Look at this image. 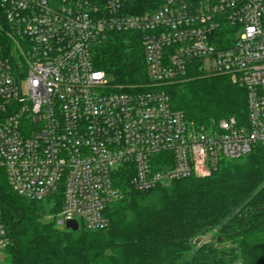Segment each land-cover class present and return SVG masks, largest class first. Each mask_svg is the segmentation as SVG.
Wrapping results in <instances>:
<instances>
[{"label": "built area", "instance_id": "obj_1", "mask_svg": "<svg viewBox=\"0 0 264 264\" xmlns=\"http://www.w3.org/2000/svg\"><path fill=\"white\" fill-rule=\"evenodd\" d=\"M109 31L141 35L144 83L122 88L95 68L92 46ZM193 70L243 87L245 119L196 127L174 109L163 88ZM257 145L264 0H0V170L27 200L59 197L46 217L57 227H108L121 173L149 191ZM9 242L0 216V253Z\"/></svg>", "mask_w": 264, "mask_h": 264}, {"label": "trees", "instance_id": "obj_2", "mask_svg": "<svg viewBox=\"0 0 264 264\" xmlns=\"http://www.w3.org/2000/svg\"><path fill=\"white\" fill-rule=\"evenodd\" d=\"M91 52L95 68L114 84L146 81L138 32L109 31ZM163 89L196 127L246 117L245 90L228 76L193 70ZM117 187L119 196L107 207L108 227L72 231L46 219L60 212L59 197L53 204L27 200L0 170V216L10 238L0 264H264V145L221 160L204 177L139 192L121 173ZM209 232L208 242H194Z\"/></svg>", "mask_w": 264, "mask_h": 264}, {"label": "water", "instance_id": "obj_3", "mask_svg": "<svg viewBox=\"0 0 264 264\" xmlns=\"http://www.w3.org/2000/svg\"><path fill=\"white\" fill-rule=\"evenodd\" d=\"M66 229L72 230V231H77L78 230V226L76 221L72 220V221H68L66 223ZM212 236V232L207 233L205 236H199L198 238H196L194 240V242H198L199 241V246L202 245L203 243L208 242L211 239ZM220 240V239H219Z\"/></svg>", "mask_w": 264, "mask_h": 264}, {"label": "rangeland", "instance_id": "obj_4", "mask_svg": "<svg viewBox=\"0 0 264 264\" xmlns=\"http://www.w3.org/2000/svg\"><path fill=\"white\" fill-rule=\"evenodd\" d=\"M47 219V218H46ZM4 258H5V253H3V251L0 253V263L2 261H4Z\"/></svg>", "mask_w": 264, "mask_h": 264}]
</instances>
